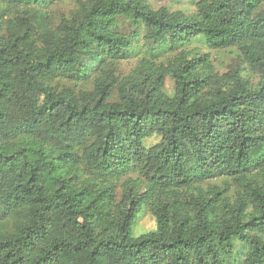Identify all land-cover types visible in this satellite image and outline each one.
<instances>
[{
  "label": "trees",
  "instance_id": "16d2710c",
  "mask_svg": "<svg viewBox=\"0 0 264 264\" xmlns=\"http://www.w3.org/2000/svg\"><path fill=\"white\" fill-rule=\"evenodd\" d=\"M0 264H264V0H0Z\"/></svg>",
  "mask_w": 264,
  "mask_h": 264
},
{
  "label": "rangeland",
  "instance_id": "374dc122",
  "mask_svg": "<svg viewBox=\"0 0 264 264\" xmlns=\"http://www.w3.org/2000/svg\"><path fill=\"white\" fill-rule=\"evenodd\" d=\"M151 7L158 8L161 6H167L172 11H181L183 13H192L195 10V2L197 0H146ZM64 6V8H67ZM200 46L203 50L209 52L212 64L216 70L220 73L228 70L230 66H233L236 60V49L228 48L221 50H210L206 44L200 39L191 42L188 46ZM131 64L125 65L124 70H128ZM165 88L167 92L171 93L173 90V81L171 78H167L165 82ZM158 138H153L156 141ZM153 140H149L151 143ZM155 228V219L152 214L147 210L141 208L137 211L134 222L131 225V233L133 236H138L144 232L150 231Z\"/></svg>",
  "mask_w": 264,
  "mask_h": 264
}]
</instances>
